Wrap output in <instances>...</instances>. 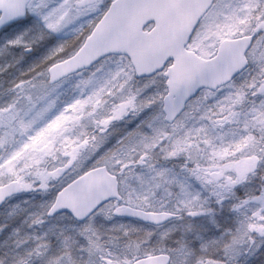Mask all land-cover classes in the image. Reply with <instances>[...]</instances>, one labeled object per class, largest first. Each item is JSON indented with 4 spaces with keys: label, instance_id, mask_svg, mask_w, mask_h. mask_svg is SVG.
<instances>
[{
    "label": "snow or ice",
    "instance_id": "snow-or-ice-1",
    "mask_svg": "<svg viewBox=\"0 0 264 264\" xmlns=\"http://www.w3.org/2000/svg\"><path fill=\"white\" fill-rule=\"evenodd\" d=\"M85 21L87 27L82 26ZM21 25L26 27L7 40L9 45L30 50L32 44L24 37L37 26L41 40L68 29L76 37L70 44H51L29 68L32 75L13 81L9 91L14 94L0 103V202L22 191L55 188L44 212L33 214V222L62 209L87 218L79 229L84 237L80 247L97 255V264H175L176 249L166 246L144 248L143 241L129 240L121 250L105 247L108 242L100 239L103 233L94 218L97 213L108 218L127 214L159 222L179 215L163 204L157 210L152 202L161 188L171 195L173 185L179 188L176 209L193 215L210 211L204 207L208 197L193 191L189 177L211 186L222 202L224 193L264 164V0H0V35ZM245 65L250 75L242 83H228L222 96L212 87ZM80 69L89 73L77 82L80 96L59 109L51 102L35 108L30 90L37 83L46 87ZM138 77L143 83L133 89ZM160 77L165 89L156 87ZM253 96L261 97L259 104L252 100L249 105ZM112 97L119 102L109 104ZM209 97L219 98L208 105ZM129 113L142 119L116 145L105 148L108 128ZM227 121L243 129L217 143L211 129ZM90 123L95 127L89 128ZM157 148L165 159L185 156L183 174L157 167ZM136 165L146 166L152 175L136 173ZM129 175L139 178V188L128 183ZM53 178L59 179L56 185L50 184ZM232 208L243 212V219L214 238L224 258L202 254L196 264H229L245 244L255 246L257 236L264 243V185ZM111 227L129 231L123 224ZM151 235L149 231L146 238ZM36 239L44 241L46 264H63L62 258L71 256L66 250L49 255L51 243ZM117 241L113 236L112 242ZM41 248L38 243L24 252L13 251L11 264H32L33 253ZM191 255L192 250L186 264Z\"/></svg>",
    "mask_w": 264,
    "mask_h": 264
},
{
    "label": "rangeland",
    "instance_id": "rangeland-1",
    "mask_svg": "<svg viewBox=\"0 0 264 264\" xmlns=\"http://www.w3.org/2000/svg\"><path fill=\"white\" fill-rule=\"evenodd\" d=\"M26 27V25L18 26L5 35H0V79L3 81L2 86L0 84V103H4L14 94L9 91L13 81L22 75H32L29 72V68L34 63H39L46 53L51 44L55 43V35L52 37L46 36L44 39H39L37 36L38 30L35 27L31 32L27 33L24 39L32 44V48L27 52L24 46H11L7 43V40L13 38L20 28ZM67 31V30H66ZM83 76H87L88 70L82 71L78 74L72 75L67 79L54 84L42 86L37 83L32 88L31 94L34 100L37 101L35 108H39L51 102L55 109H59L65 105V103L72 101L74 98L80 96L81 87L78 86V81ZM250 75L248 69L243 76L239 77V81L242 83ZM143 81L140 80L133 83L131 87L133 89L142 85ZM154 87V86H153ZM52 88L47 96H44V92ZM229 89H220L219 93L222 96ZM152 91V88L146 89L147 92ZM40 97H43L42 99ZM219 97H209L206 101L208 105H211ZM105 99H108L105 97ZM261 97H250L249 105L252 100H255L259 104ZM113 101L119 102L115 97L108 100L111 104ZM248 105L244 107L246 112ZM239 110V109H238ZM71 115V113H69ZM143 115V114H142ZM129 119L124 120L122 123L117 124V128L113 133V137L109 138L106 144L112 139L110 147L116 145L118 139H115L117 133H126L130 128H135L140 121V117H133L132 113L127 115ZM27 118V117H26ZM89 119L85 117V120ZM121 120V119H120ZM118 121V120H117ZM199 126V123L197 124ZM94 123L89 124V128H94ZM243 129L241 124L239 128L233 121H227L221 126L211 129L213 135L217 138L216 142L220 143L223 140L232 139L234 131ZM17 139L20 138V133H16ZM11 147V145H9ZM155 163L157 167H166L172 169L174 173L183 174L184 170L181 168L182 163L185 160V156L181 155L173 159H165L163 152L157 148L155 150ZM91 158L86 163H91ZM222 162H227L226 160ZM51 163L55 164L56 161L52 160ZM191 166V165H190ZM135 172L143 173L145 176H150L152 173L146 166L136 165ZM232 171V170H229ZM193 191L199 190L202 196H207L208 200L204 202V207L210 209L206 212H197L195 215L190 214L186 209H176V204L179 197L176 192L179 188L173 185V192L171 195L165 193L164 189L157 190L155 197L153 198V204L156 205L157 210L159 206L163 204L164 209L179 211L180 217L166 225L161 227H152L143 224L136 220H130L113 216L108 218L101 213H97L94 218V224L103 233L100 237L101 240L107 241L105 247L121 250L124 244L129 240L143 241L144 248H150L153 245L166 246L169 249H176L175 264H186L185 256L192 248L197 252L200 250V244L207 243L208 248L215 249L219 245L214 242V238H217L225 231L226 228H235L238 225V221L243 219V212H237L232 208V204L244 199L252 192H258L262 185H264V164L258 167L257 171L250 173L248 178L238 183L232 192L224 193L225 199L222 202H218L217 196L211 191V186L204 187L195 177H189ZM128 183L136 188L140 187V180L136 175H129ZM55 195V188L44 192L39 188L32 191H23L20 195L11 199L10 202L0 210V257L4 261V264H11L13 256L10 254L13 251L24 252L28 249H33L36 244H41L42 248L39 252H34L32 255V264H46L48 256L44 254L43 240L38 241L37 236L44 238L51 243L52 248L48 250L49 255L52 250L59 252L66 250L71 252V256H64L63 264H97L98 256L90 255L86 249L80 247V243L84 242V237L79 234V229L82 223L74 220L70 214L62 213L55 217H44L43 222L34 223L33 214L43 213V204L53 198ZM199 207V204L196 205ZM151 210V209H149ZM251 212L249 211V215ZM123 224L128 233L125 234L122 228L113 229L112 225ZM52 226H55L54 228ZM19 228V232L14 229ZM151 232V239L146 238V234ZM48 233L47 237L44 236ZM159 234V239H157ZM118 237L116 243L112 242V237ZM65 237L68 239L65 240ZM260 237L257 236V243L255 246L251 242H248L244 246V251L233 260V264H264V243H260ZM117 243L121 246L117 248ZM68 245L70 247L66 248ZM250 249V250H249ZM216 258H224L222 256V250L220 252H213Z\"/></svg>",
    "mask_w": 264,
    "mask_h": 264
},
{
    "label": "clouds",
    "instance_id": "clouds-1",
    "mask_svg": "<svg viewBox=\"0 0 264 264\" xmlns=\"http://www.w3.org/2000/svg\"><path fill=\"white\" fill-rule=\"evenodd\" d=\"M102 3H107V0H102ZM82 26L87 27L86 21L83 22ZM35 29L38 30V31L40 30L39 26L35 27ZM53 35H55V43H57L59 41H64V42L70 44L76 37V33L73 32L71 29H68L67 31L62 32V33H53V34H51L49 36L52 37ZM113 55H115V53H113ZM248 68H249V66L245 65V66H242L239 69L232 70L233 71V75L231 76L230 80H226V81H223V82H217V84L212 85V87L216 88L217 90H220V89H226L227 90L228 89L227 88V84L228 83H230L232 81H235L237 84L241 83L239 81V77L243 76V74L248 70ZM137 80L140 81V80H142V78L138 77ZM156 87H159L160 89H165L167 87V84H166V81H165L164 77H160L159 78V83H158V85ZM127 119H129V117L126 115L123 119L113 122V124L108 128L107 134H108L109 138L113 137V133L115 132V130L117 128V124H120L124 120H127ZM140 119H142V117H140ZM123 135H124V133H117L116 136H115V139H119ZM112 142L113 141L111 139L108 144L104 145V147L105 148L110 147ZM68 171L69 170H65V175L67 174ZM58 182H59L58 178H53L50 181V184L56 185ZM38 183H39V181H38ZM52 189L53 188H50L49 190H52ZM5 203H6V201H5ZM157 239H159V234H157ZM217 248H215V249H210V248L204 249V248L201 247V244H200V250L198 252L195 249L192 248V255L189 258L188 264H196V261H197L199 256H201L202 254H212L213 252H217ZM165 250H167V249H165ZM173 261H175V254H173ZM170 264H172V262H170ZM229 264H233V262L230 261Z\"/></svg>",
    "mask_w": 264,
    "mask_h": 264
},
{
    "label": "water",
    "instance_id": "water-1",
    "mask_svg": "<svg viewBox=\"0 0 264 264\" xmlns=\"http://www.w3.org/2000/svg\"><path fill=\"white\" fill-rule=\"evenodd\" d=\"M214 1H215V0H211V2H213V3H214ZM146 28H147V23L145 24V29H146ZM146 30H147V29H146ZM208 59L210 60L211 58H208ZM83 70H87V69H83ZM83 70L80 69V70H78L77 73H79V72H81V71H83ZM73 74H76V73H70V74H68L67 76L62 77L60 80H58V81H54L53 84H56V83L60 82L61 80H63L64 78H67V77H69L70 75H73ZM53 84H51V85H53ZM19 194H21V192H20V193L13 194L11 197L16 196V195H19ZM4 203H5V202H0V207L3 206ZM64 212H67L68 214L71 215V213H70L69 210H67V209H62V210L58 211L56 214L51 215V216H48V217H54V216H56V215H58V214H60V213H64ZM71 216H72V215H71ZM119 216H120V217H123V218H127V219L138 220V221H140V222H142V223H144V224L153 225V226H161V225H164V224H166V223H168V222H170V221H172L173 219H176V218L178 217V215H174V216H171V217H166L165 219H163V220L157 222V221H152V220H150V219H145V218H142V217H137V216L127 215V214H125V215H119ZM72 218L75 219V220L78 221V222H83V221H85V220L87 219V218H84V219L75 218V217H73V216H72Z\"/></svg>",
    "mask_w": 264,
    "mask_h": 264
},
{
    "label": "flooded vegetation",
    "instance_id": "flooded-vegetation-1",
    "mask_svg": "<svg viewBox=\"0 0 264 264\" xmlns=\"http://www.w3.org/2000/svg\"><path fill=\"white\" fill-rule=\"evenodd\" d=\"M11 199H12V198L8 199V200L6 201V204H7L8 202H10ZM1 209H2V208H1ZM1 209H0V210H1ZM0 259H1V257H0Z\"/></svg>",
    "mask_w": 264,
    "mask_h": 264
},
{
    "label": "trees",
    "instance_id": "trees-1",
    "mask_svg": "<svg viewBox=\"0 0 264 264\" xmlns=\"http://www.w3.org/2000/svg\"><path fill=\"white\" fill-rule=\"evenodd\" d=\"M2 83H3V81L0 79V84H1V86H2ZM0 94H2V93L0 92Z\"/></svg>",
    "mask_w": 264,
    "mask_h": 264
}]
</instances>
